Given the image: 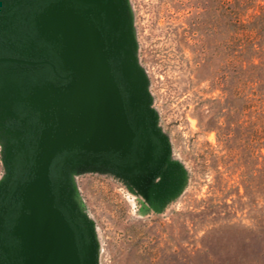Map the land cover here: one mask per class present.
I'll list each match as a JSON object with an SVG mask.
<instances>
[{
    "label": "rangeland",
    "instance_id": "rangeland-1",
    "mask_svg": "<svg viewBox=\"0 0 264 264\" xmlns=\"http://www.w3.org/2000/svg\"><path fill=\"white\" fill-rule=\"evenodd\" d=\"M123 3L167 171L143 185L103 170L74 172L72 192L92 231L95 263L264 264L262 164L241 155V96L228 102L222 92L232 64L230 18L242 13L243 32L263 50L264 0ZM225 146L239 155L198 156L211 150L219 157ZM4 175L0 142V188Z\"/></svg>",
    "mask_w": 264,
    "mask_h": 264
},
{
    "label": "water",
    "instance_id": "water-1",
    "mask_svg": "<svg viewBox=\"0 0 264 264\" xmlns=\"http://www.w3.org/2000/svg\"><path fill=\"white\" fill-rule=\"evenodd\" d=\"M35 26L54 44L70 79L50 90L38 88L29 98L52 109V126L42 131L33 176L14 187L20 215L10 231L16 240L10 264H96L92 231L87 229V241L78 239L60 210L64 202L53 192L49 167L64 150L77 161L88 152L129 155L136 130L150 117L146 79L123 0H55ZM8 101L0 96L1 117L10 114Z\"/></svg>",
    "mask_w": 264,
    "mask_h": 264
},
{
    "label": "flooded vegetation",
    "instance_id": "flooded-vegetation-1",
    "mask_svg": "<svg viewBox=\"0 0 264 264\" xmlns=\"http://www.w3.org/2000/svg\"><path fill=\"white\" fill-rule=\"evenodd\" d=\"M53 2L0 0V96H5L9 100L5 104L10 105L7 116L1 117L0 111V142L5 162V178L0 188V264H10L16 242L10 235L20 215L14 187L33 176V160L42 131L52 126V109H41L29 98L38 88L50 90V86H63L70 79V71L57 58L54 44L40 37L35 26L36 18ZM93 22L97 24V20ZM120 89L126 100L125 84ZM69 158L67 150L55 156L49 178L54 194L64 202L60 207L62 214L76 228L78 239L86 241L89 225L72 192L73 174L83 169L79 168L81 165L110 172L134 185L149 180L160 182L167 171V146L150 117L136 130L135 146L129 155L88 152L79 161V156Z\"/></svg>",
    "mask_w": 264,
    "mask_h": 264
},
{
    "label": "trees",
    "instance_id": "trees-1",
    "mask_svg": "<svg viewBox=\"0 0 264 264\" xmlns=\"http://www.w3.org/2000/svg\"><path fill=\"white\" fill-rule=\"evenodd\" d=\"M247 21L242 13L237 12L230 18L231 33L228 42L231 46L229 57L232 64L225 76L226 86L222 92L228 102L237 95L241 96L240 112L243 119L240 128L243 130L244 140L241 155L245 157V162L254 156L261 160L262 166L258 172L264 179V49L256 48L255 37L250 31L243 32L242 26ZM227 110L228 113H236L233 105H229ZM238 155L239 152L225 146L224 153L219 157L211 150L198 156L206 162L213 158L223 161Z\"/></svg>",
    "mask_w": 264,
    "mask_h": 264
}]
</instances>
